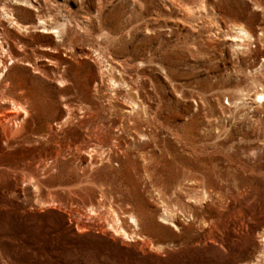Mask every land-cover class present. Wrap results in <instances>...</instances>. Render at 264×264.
Masks as SVG:
<instances>
[{"label": "rangeland", "instance_id": "1", "mask_svg": "<svg viewBox=\"0 0 264 264\" xmlns=\"http://www.w3.org/2000/svg\"><path fill=\"white\" fill-rule=\"evenodd\" d=\"M260 92L264 0H0V264H264Z\"/></svg>", "mask_w": 264, "mask_h": 264}, {"label": "bare ground", "instance_id": "2", "mask_svg": "<svg viewBox=\"0 0 264 264\" xmlns=\"http://www.w3.org/2000/svg\"><path fill=\"white\" fill-rule=\"evenodd\" d=\"M41 22V21H40ZM43 25V24H42ZM43 32H49V33H57V31L56 30H54V29H51V30H48V29H45V28H43ZM57 35V34H56ZM250 35H249V32H247V30H245L243 27H239L238 26V28H237V30H236V35H234V39L235 40H240V39H243L244 37H249ZM2 65V64H1ZM3 66V65H2ZM1 73H2V71H1ZM256 97L258 98V100H260V101H263L264 100V93L262 92H260V93H257L256 94ZM22 112H24L25 114H27V112H26V110L25 109H23L22 108ZM14 114V113H13ZM15 115V114H14ZM3 117H4V120H10V118H11V115L10 114H3L2 115ZM68 143V142H67ZM67 147L69 148V147H71L69 144H67ZM73 147L74 148H77L76 147V145H73ZM71 149V148H70ZM242 219V218H241ZM131 220L135 223L136 221H135V219L131 216ZM81 222V221H80ZM242 225L245 223V222H243V220H242ZM245 226H246V224H244ZM80 227H82L83 226V224H80L79 225ZM114 230V229H113Z\"/></svg>", "mask_w": 264, "mask_h": 264}]
</instances>
